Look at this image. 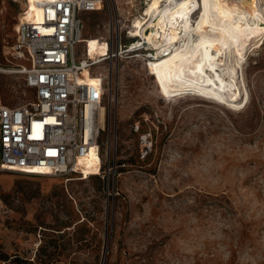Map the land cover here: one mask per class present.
Instances as JSON below:
<instances>
[{"label":"rangeland","instance_id":"obj_1","mask_svg":"<svg viewBox=\"0 0 264 264\" xmlns=\"http://www.w3.org/2000/svg\"><path fill=\"white\" fill-rule=\"evenodd\" d=\"M114 3L123 40L131 41L126 30L147 0H104L99 11L83 13L86 40L77 59L90 56L91 44L93 56L109 54L104 35ZM25 5L0 0L3 65L19 62L11 52ZM146 49L141 57L123 54L106 85L123 162L118 194L108 199V179L100 175L0 171V264H264V38L236 69V106L196 90L162 91ZM109 65L93 70L106 73ZM87 73L90 82L101 81ZM34 98L22 74L0 70L2 104ZM144 134L152 143L146 156ZM98 160L92 154L82 166L97 174Z\"/></svg>","mask_w":264,"mask_h":264},{"label":"built area","instance_id":"obj_2","mask_svg":"<svg viewBox=\"0 0 264 264\" xmlns=\"http://www.w3.org/2000/svg\"><path fill=\"white\" fill-rule=\"evenodd\" d=\"M37 5L39 18L21 7L11 52L19 62L0 63V70L22 74L35 95L33 101L18 106L4 105L0 99V171L83 177L81 161L93 154L99 158L98 172L89 175L107 177L109 199L118 194L116 173L123 162L118 158L117 122L114 125L113 113L109 114L105 105L106 85L112 81L113 64H118L123 54H137L134 51L142 44L136 45L139 37L131 36L130 30L126 34L131 41L123 40V14L114 3L104 35L109 54L77 59L76 48L86 40L83 13L99 11V1L39 0ZM155 55V49H146L148 62ZM103 59L110 61L104 75L93 70ZM86 68L101 75V81L90 82ZM135 130L140 131V126ZM142 140L146 156L152 143L146 134ZM36 166H42L46 174L34 173Z\"/></svg>","mask_w":264,"mask_h":264},{"label":"bare ground","instance_id":"obj_3","mask_svg":"<svg viewBox=\"0 0 264 264\" xmlns=\"http://www.w3.org/2000/svg\"><path fill=\"white\" fill-rule=\"evenodd\" d=\"M37 1L26 0L25 7L39 18ZM259 4L257 0H147L146 12L130 26L131 36L140 37L136 45L142 44L134 57L142 56L144 44L156 50L150 67L159 88L169 95L196 90L236 106L240 96L236 69L248 50L264 38V8ZM197 10L200 16L193 22ZM89 49L88 58H97L93 56L96 46L91 44ZM98 63L103 65L106 59ZM83 169L86 175L93 172ZM33 170L46 174L42 166Z\"/></svg>","mask_w":264,"mask_h":264}]
</instances>
